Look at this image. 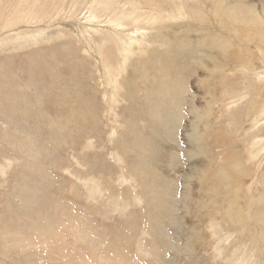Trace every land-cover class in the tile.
<instances>
[{
	"label": "rangeland",
	"instance_id": "1",
	"mask_svg": "<svg viewBox=\"0 0 264 264\" xmlns=\"http://www.w3.org/2000/svg\"><path fill=\"white\" fill-rule=\"evenodd\" d=\"M44 1L0 0V264H264V0Z\"/></svg>",
	"mask_w": 264,
	"mask_h": 264
},
{
	"label": "bare ground",
	"instance_id": "2",
	"mask_svg": "<svg viewBox=\"0 0 264 264\" xmlns=\"http://www.w3.org/2000/svg\"><path fill=\"white\" fill-rule=\"evenodd\" d=\"M37 1V0H36ZM40 1V0H39ZM47 1V0H46ZM46 1H44V2H46ZM57 1V0H56ZM74 1H79V2H82V1H84V0H74ZM100 1L101 0H86L83 4H84V6H85V9L86 10H88V12H89V14H85L84 15V17L80 20V22H79V26H80V31H82V30H84V29H90V28H92V29H95L96 28V21H97V19H98V17H100V16H102L103 15V13H102V11H99V12H97V9H98V7L100 6ZM106 1H109V0H106ZM25 4V3H24ZM54 4V3H53ZM36 5H39L40 6V4L38 3H36ZM4 6V5H3ZM27 6H28V3H27ZM43 6V5H42ZM13 8H14V6H12ZM18 7H20V6H18ZM249 7L250 8H252V5H249ZM22 8V7H21ZM20 8V9H21ZM14 9H16V8H14ZM155 9V7H153V9L152 10H154ZM254 9L252 8V10L251 11H253ZM4 11H5V9H4ZM21 11V10H20ZM31 11V10H30ZM41 11V10H40ZM3 11L1 10L0 11V13H2ZM9 13V12H8ZM26 13H28L27 11H26ZM33 14H29V15H24L25 14V11H24V14H23V16H24V18H22V19H20V21L22 22H24V21H26V18L28 17V16H33V15H35L36 16V14L37 13H39V12H37V13H34V12H32ZM128 13L131 15V17H133V18H138V16H141V17H143L144 18V21H143V23L145 22V21H147L146 23H151L152 22V19H150V14H144L142 11H141V1L140 0H136V1H134L133 2V4L131 5V7H130V9L128 10ZM20 14V13H19ZM142 14H144V15H142ZM1 15H3V13L1 14ZM229 15V14H228ZM5 16H6V18H7V15L5 14ZM4 16V17H5ZM22 17V16H21ZM1 19V18H0ZM52 19V20H51ZM55 20H56V18H54L53 19V17H48V19H45V21L47 22V23H51V26L52 27H54L55 25H54V22H55ZM4 21V19H2L1 20V22H3ZM134 28L135 27H130L129 28V32H124L122 35H124V34H128L129 35V40H131L132 38H130V34H133L135 37H143V38H145V35L144 34H142L137 28H135L136 30H137V33H135V31H134ZM54 34V33H53ZM121 35V36H122ZM246 36H247V34H246ZM123 37V36H122ZM245 38V37H244ZM243 38V39H244ZM264 38V37H263ZM137 39V38H136ZM138 40V39H137ZM240 40V39H239ZM247 41V40H246ZM241 44V43H240ZM121 54H123V52L122 51H120V55ZM206 80H204L203 81V83L205 82ZM165 97V96H164ZM163 97V99H165ZM162 98V97H161ZM154 99V98H153ZM155 103V102H154ZM212 105V104H211ZM250 105H252V109H253V103H250ZM210 108V107H209ZM211 109V108H210ZM212 110V109H211ZM210 114H212V113H210ZM198 118H202L200 115L198 116ZM208 117H206L205 118V120L207 119ZM207 121V120H206ZM205 122V121H204ZM206 123V122H205ZM208 123V122H207ZM190 137L191 138H193V137H195L196 138V145L198 146V148H199V150H202V147H203V144H202V142H201V135H200V133H199V131H198V129H194V134H191L190 135ZM194 148H196V147H194ZM193 158V157H192ZM217 158V157H216ZM240 166H243L242 164H241V162H240V159H236V160H229L228 161V165H227V168L228 167H230L231 169H233V170H235V171H237L238 173H242L243 172V169H239V167ZM230 173V172H229ZM202 178V177H201ZM264 201V200H263ZM246 211V210H245ZM246 213V212H245ZM247 221V220H246Z\"/></svg>",
	"mask_w": 264,
	"mask_h": 264
}]
</instances>
